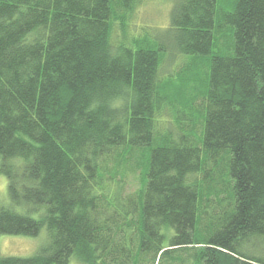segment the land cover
Returning a JSON list of instances; mask_svg holds the SVG:
<instances>
[{
  "label": "trees",
  "instance_id": "16d2710c",
  "mask_svg": "<svg viewBox=\"0 0 264 264\" xmlns=\"http://www.w3.org/2000/svg\"><path fill=\"white\" fill-rule=\"evenodd\" d=\"M172 1L0 0V235L46 230L0 264H264V0Z\"/></svg>",
  "mask_w": 264,
  "mask_h": 264
},
{
  "label": "rangeland",
  "instance_id": "374dc122",
  "mask_svg": "<svg viewBox=\"0 0 264 264\" xmlns=\"http://www.w3.org/2000/svg\"><path fill=\"white\" fill-rule=\"evenodd\" d=\"M171 0H142V2L135 9V14L133 17V23L137 24L134 32L141 35V31L143 28L146 30H161L169 26L170 24V10L172 7ZM130 24V22H129ZM131 25V24H130ZM142 29V30H141ZM162 31V30H161ZM143 33V31H142ZM175 51V49H173ZM218 49H214L217 51ZM202 62L208 63L205 56H193V55H179L175 54V59H173V64L171 65L170 61L167 59L164 65L160 68L161 75L163 78H168L172 76V78H176L177 71L180 70L184 64L188 66L198 64L200 67L204 65ZM208 67L207 72L199 71L196 66H193L195 75H198L197 78H200V86L205 82L206 77L209 76L210 67ZM184 68V67H183ZM206 74V75H205ZM197 88V89H198ZM185 89L183 88V91ZM200 91V90H199ZM199 91L192 93L189 97H179L177 103L176 111L172 108L165 107L167 109L164 111V116L167 118H173L176 116L180 118L183 122H188L189 118L198 119L200 118V109L199 103L202 99L199 98ZM191 91H187L186 94H189ZM177 95V94H176ZM175 95V98H176ZM176 100V99H175ZM176 102V101H175ZM199 110V111H198ZM189 114V115H188ZM188 115L187 117H185ZM173 116V117H172ZM191 122V121H190ZM129 185L128 189L133 191L137 189L140 185L139 179L137 175H132L128 179ZM8 181L7 178L0 174V201L2 203H8ZM46 230H43L41 234L37 237L24 236V235H0V256H21L27 257L37 253L42 246V244L46 241ZM71 264H79L74 261Z\"/></svg>",
  "mask_w": 264,
  "mask_h": 264
}]
</instances>
